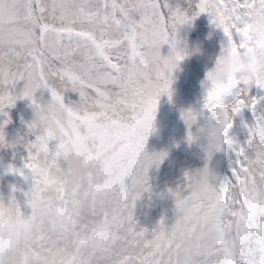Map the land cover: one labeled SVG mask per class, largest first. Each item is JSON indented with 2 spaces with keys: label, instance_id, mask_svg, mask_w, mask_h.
<instances>
[{
  "label": "snow or ice",
  "instance_id": "1",
  "mask_svg": "<svg viewBox=\"0 0 264 264\" xmlns=\"http://www.w3.org/2000/svg\"><path fill=\"white\" fill-rule=\"evenodd\" d=\"M258 6L264 0H188L187 8L170 0H0V111L24 97L36 110L27 138L8 141V121L0 124V148L23 144L24 167L33 179L25 193L29 211L22 210L15 187L7 203L0 199V264H9L10 255H18L19 264H161L163 250L172 247L167 223L162 217L150 232L138 226L134 208L149 189L148 169L166 155L146 151L159 97L167 93L171 100V73L190 55L173 45L164 57L161 46L179 26L207 12L227 37L224 52L264 47L248 36ZM207 79L201 108L181 110L190 144L197 140L199 117L206 116L208 127L217 119L231 127L233 112L254 106L248 87H264L259 74L252 81L217 80L211 73ZM19 81L24 84L17 90ZM234 85L241 91L226 104ZM41 87L51 92L44 108L34 97ZM69 90L78 93L77 101L65 103ZM249 132L246 146L236 149L234 179L221 180L212 196L193 197L187 171L184 188L168 190H183L217 223L214 243L197 253L200 264H264V195L253 190L257 175L264 180V123L258 118ZM71 154L81 161L78 171L60 162ZM8 170L24 174L12 165ZM233 230L238 251L226 248Z\"/></svg>",
  "mask_w": 264,
  "mask_h": 264
},
{
  "label": "rangeland",
  "instance_id": "2",
  "mask_svg": "<svg viewBox=\"0 0 264 264\" xmlns=\"http://www.w3.org/2000/svg\"><path fill=\"white\" fill-rule=\"evenodd\" d=\"M196 2L197 0H192L193 5ZM170 3L174 7L177 5L182 8L188 7V0H170ZM210 29L213 30V35ZM174 40L180 42V46L174 45ZM173 45L181 54L187 50L190 55H184L171 73V100L167 93L159 97L155 112V130L147 138L146 151L149 154L165 153L166 155L158 166L153 164L148 169L149 189L136 199L134 208L138 226L147 228L150 232L162 217L167 224L174 222V202L168 190L170 188L183 189L185 172L203 166L208 159V149L205 143L196 140L190 144L187 141L188 126L181 117V110L201 108L202 102L207 97V88L210 83L207 79V72L213 67L215 57L224 52L227 37L223 29L212 22L210 14L202 12L192 20L191 25H181L174 35H170L169 42L161 46V55L167 57L171 54ZM198 48H201L200 53H198ZM52 82L59 86L58 80L53 79ZM23 84V81H19L17 90L22 89ZM240 91L241 86L234 85L231 92L233 95H227L224 103H233ZM64 96L65 103L79 99L78 93L70 90L66 91ZM247 96L250 101L255 98L254 106H242V114L238 110L232 113V125L227 135L234 138V146L227 155L217 151L211 153L212 162H219L221 180L234 179L233 166L238 159L236 149L246 146L250 137L249 129L257 123L258 118L264 123L263 88L259 85L257 91L255 83H252L247 89ZM34 97L36 104L44 108L51 100V92L44 87L37 88ZM35 118L36 110L32 101L27 97L16 99L12 106L0 111V124H4L5 120L8 121L4 124L6 139L12 142L19 137L27 138L28 125ZM208 123L206 116L199 117L198 123L193 125V131L195 132L196 128L201 125L207 126ZM55 144V140L49 142L50 150H54ZM26 156L27 151L23 144H16L14 149L0 148L1 163H16L19 166L18 163H25ZM60 162L64 163L62 157ZM129 183L130 178L126 177L125 186ZM28 184L32 185L33 181ZM13 187L16 188L15 196L21 203L22 210L29 211L26 196L20 191L21 186L1 177L0 199L7 203Z\"/></svg>",
  "mask_w": 264,
  "mask_h": 264
},
{
  "label": "clouds",
  "instance_id": "3",
  "mask_svg": "<svg viewBox=\"0 0 264 264\" xmlns=\"http://www.w3.org/2000/svg\"><path fill=\"white\" fill-rule=\"evenodd\" d=\"M185 24L191 25V22ZM248 36L254 43L264 41V6H258L251 14ZM208 73L217 80L236 77L252 81L258 74L264 76V47H254L236 53L222 52L215 57L213 67L208 70L207 75ZM229 128L222 119H217L211 127H199L196 132L197 140L205 143L208 150L227 155L235 143L234 138L227 135ZM64 166L78 171L81 169V161L75 154H71L66 158ZM187 172V191L193 197H210L220 185L219 162L213 163L211 156L203 166ZM176 190L174 189V192ZM253 190L264 195V180L259 175ZM171 197L174 202L175 220L167 224L166 231L172 241V247L163 250L161 264H200L197 253L214 243L217 223L211 212L197 211L196 206L186 199L183 190H180L179 195ZM240 247L238 235L233 230L227 238L226 248L229 251H238ZM8 260L9 264H19L18 255H10Z\"/></svg>",
  "mask_w": 264,
  "mask_h": 264
},
{
  "label": "trees",
  "instance_id": "4",
  "mask_svg": "<svg viewBox=\"0 0 264 264\" xmlns=\"http://www.w3.org/2000/svg\"><path fill=\"white\" fill-rule=\"evenodd\" d=\"M216 30H217V28H216ZM210 32H211V35H213V30L212 29H210ZM173 44L176 45V46H180V42H176V40H174ZM200 52H201V48H198V53H200ZM255 88H257V91L259 90V85L256 84V83H255ZM262 88L264 90V87H262ZM233 89H234V86L229 88L228 92L224 96V99H225V97L227 95H233L231 93ZM224 99H223V102H224ZM254 101H255V98H254ZM238 112L240 114H242V108L238 109ZM18 164H19V166L16 165V163H1L0 162V177L18 183L21 186V189H20L21 193L25 194V193H27L29 191V189L32 186V185H29L28 183L30 181H33V179H32V176H31L30 169L24 167L25 163H18ZM9 165H12V166H14L17 169H22L24 174L21 175V173L19 171H10V170H8L9 169ZM127 186H128V184H127Z\"/></svg>",
  "mask_w": 264,
  "mask_h": 264
}]
</instances>
